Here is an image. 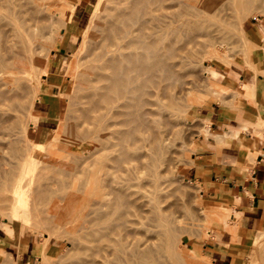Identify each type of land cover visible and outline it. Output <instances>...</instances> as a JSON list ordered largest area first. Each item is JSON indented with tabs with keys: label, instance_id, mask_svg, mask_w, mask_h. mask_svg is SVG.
I'll return each instance as SVG.
<instances>
[{
	"label": "bare ground",
	"instance_id": "bare-ground-1",
	"mask_svg": "<svg viewBox=\"0 0 264 264\" xmlns=\"http://www.w3.org/2000/svg\"><path fill=\"white\" fill-rule=\"evenodd\" d=\"M61 1L0 0V72L32 74L10 77L14 96L23 97L13 120L20 123L27 110L29 118L19 126L29 142L15 146V137L9 138L14 132L0 139V205L7 210L0 209L10 220H31L43 230L69 224L84 236H139L142 241L116 264L154 263V250L166 249L175 235L157 228L162 217L169 220L162 210L164 216L157 214L160 202L147 191L166 187L157 166L162 142L154 117L160 111L157 90L183 77L186 51L194 52L189 46L202 45L208 36L225 37V26L244 31L242 23L259 0H96L71 33L66 23L75 6ZM69 40L76 47L59 81L62 93L52 102L59 129L46 144L31 141L26 129L43 116L35 110L43 101L37 91H44L43 77L53 74V51ZM209 75L221 74L209 69ZM8 91L0 88V97L10 96ZM56 141L67 152L64 158L49 154ZM50 165L56 170L44 177ZM78 174L87 177L80 187ZM145 214L152 218L143 220Z\"/></svg>",
	"mask_w": 264,
	"mask_h": 264
},
{
	"label": "rangeland",
	"instance_id": "rangeland-1",
	"mask_svg": "<svg viewBox=\"0 0 264 264\" xmlns=\"http://www.w3.org/2000/svg\"><path fill=\"white\" fill-rule=\"evenodd\" d=\"M95 1L62 0L60 2L63 4L73 3L75 6L72 20L66 23L69 29L68 33H71L70 30L80 24L82 16L88 17V12L90 13V8ZM263 6L264 0H259L254 5L253 10L242 23L244 31L232 27L227 29L225 26L222 30L228 31H221L225 37H222L221 34L212 36L213 38L208 36V39L205 38L203 39L205 41H201L202 45L189 46L188 49L191 48L194 52H190L192 54L189 55V53L187 54L188 50L186 51V58L190 57L187 60L184 59L185 67L179 71L183 77L180 76L178 80L166 81L157 90L156 103L159 105L160 111L154 117L159 130L158 134L161 135L160 141H162L161 156L158 154L157 166L158 170L163 171L162 173L165 175L166 187L155 192L150 189L147 191L151 197H154L155 202H160L156 203L158 205L156 206L157 214L164 216L162 213L164 212L169 220L165 219L166 216L162 217L165 220L163 219V222L160 219V222L162 221L166 226L161 222L162 227L159 225L157 228H162L160 230L170 228L175 235L173 234L174 236L170 239L166 249H162L158 245L160 248H157L160 250H154L155 255L150 257L154 263L151 264H222L218 260H214L205 246L215 240L218 241V236L223 231L231 232V229L226 226L229 221L228 212L223 206L207 198L203 185L190 177L189 170L194 164L192 157L198 152V139L201 135H206V127L209 125L205 116L207 110L212 107L231 105L240 95L241 85L244 92L249 88L246 83L241 84L237 80V76H243L247 71L254 69L253 61L261 48L250 37L248 26L254 19L264 16ZM241 12L242 10H238L237 14L240 15ZM64 13L67 14L66 11ZM213 39L219 40L215 42ZM207 43H210L213 48ZM75 47L76 42L69 40L61 51H53L54 55L51 60L53 74L43 77L44 91L40 88L37 91V95H40L43 101L38 104L35 110L43 116L39 117L35 126L29 125L26 129V134L31 141L46 144L52 140L55 132L59 129L58 120L54 118L55 110L52 109V102L55 101L56 95L62 93L59 92V81ZM199 47L201 48L199 49ZM195 50L198 52L196 53ZM16 59L11 60L13 65H16L19 60V58ZM59 62L62 64L60 69H58ZM209 69L216 70L221 75H209ZM12 75L19 77L32 74L27 70L17 74L0 72V88L4 91L9 90L8 94L10 95L0 97V139H4L9 133L14 132L9 137L10 140L15 137L12 143L14 141L15 146L21 143V146L24 144L25 147L28 140L24 135L25 132H21L19 124H23L29 118V114L27 110L23 111L20 123H15L13 120V114L20 109L19 101L23 97L14 96V88L9 87L15 83V80L10 78ZM189 83L190 86H188ZM35 128L36 130H34ZM59 137L58 139L63 141V136L59 135ZM56 142L57 145H54L53 149L50 148L52 151H49V154L52 157L64 158L63 155H67V152L62 150V142ZM0 152L2 151L0 150ZM6 152L9 153L10 149H6ZM55 157L53 158L55 159ZM55 168L54 165L44 168L42 171L44 177L50 176L56 170ZM86 179L85 174H78L75 186H82ZM158 191L161 192L158 193ZM157 195H159L158 200L156 199ZM0 203L4 204V202ZM2 207L7 210L5 205ZM1 209L0 256L6 262L0 260V264H14L11 254L8 253L12 251V248H18L20 251L27 249L32 257L30 264H116L117 258L124 257L134 244L142 241L139 236L127 237L122 233L101 237L84 236V234L74 231V228L69 224L43 230L31 220L26 223L22 222L23 219L20 221L10 220L4 212L5 210ZM147 215L152 218L149 214H145L142 219L146 220ZM148 220L151 221V219ZM149 221L148 224L152 226L153 223H149ZM145 222L147 223V221ZM145 226L150 227L147 224ZM95 246L99 247V251H95ZM152 246L156 247V244ZM39 249L42 250V253H39ZM263 251V234H259L258 237L255 236L243 264H263ZM181 258L186 261L179 262L182 261L179 260Z\"/></svg>",
	"mask_w": 264,
	"mask_h": 264
},
{
	"label": "crops",
	"instance_id": "crops-1",
	"mask_svg": "<svg viewBox=\"0 0 264 264\" xmlns=\"http://www.w3.org/2000/svg\"><path fill=\"white\" fill-rule=\"evenodd\" d=\"M248 32L261 48L254 69L237 76L249 88L244 92L241 85L231 105L207 110L209 125L198 139L189 170L207 198L228 212L231 232L223 231L218 241L205 246L222 264H243L255 236L263 234L264 239V16L254 19ZM8 253L14 264L32 261L27 249L12 248Z\"/></svg>",
	"mask_w": 264,
	"mask_h": 264
}]
</instances>
